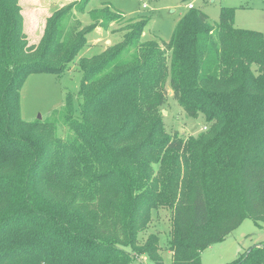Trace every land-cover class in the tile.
Returning a JSON list of instances; mask_svg holds the SVG:
<instances>
[{"label": "trees", "instance_id": "trees-1", "mask_svg": "<svg viewBox=\"0 0 264 264\" xmlns=\"http://www.w3.org/2000/svg\"><path fill=\"white\" fill-rule=\"evenodd\" d=\"M89 1L55 10L35 49L19 0H0V264H165L160 234L143 238L162 208L173 264H202L244 219L264 224V33L236 27L232 7L216 25L191 7L164 45L143 40L149 20L136 21L91 65L80 60L77 104L68 95L48 119L24 120L28 76L64 73L114 20L108 4L83 30L63 26ZM167 82L206 130L166 132ZM227 264H264V242Z\"/></svg>", "mask_w": 264, "mask_h": 264}, {"label": "rangeland", "instance_id": "rangeland-1", "mask_svg": "<svg viewBox=\"0 0 264 264\" xmlns=\"http://www.w3.org/2000/svg\"><path fill=\"white\" fill-rule=\"evenodd\" d=\"M40 1L32 8L20 4L24 31L29 45L34 46L35 49L39 46L48 18L55 10L76 0ZM108 4L109 15L113 16L114 20L107 27L98 25L87 35L85 47L69 64L67 71L62 74L32 73L28 76L21 88V116L24 120L32 122L37 119H48L55 110L63 108L68 95H71L74 104H77L83 74L80 60L85 57L91 65L93 57L101 56L108 48L122 42L129 24L136 21L149 20L143 32V40L156 39L164 45L172 38L179 20L190 9V4L205 12L211 25L219 22L222 7H232L235 8L236 27L264 33V0H90L84 11H81L80 4H77L73 11L64 16L63 26L68 29L76 26L77 31L83 30L92 22L90 10H98ZM132 51L133 49L130 53L125 51L124 58L129 59ZM166 89L167 101L159 108L166 132L178 131L182 136L188 137L206 130L207 123L204 116L187 115L173 97L168 82ZM57 133L64 139H71L74 136L73 131L61 121L58 122ZM170 217V209H160L154 214L149 229L143 234L144 239L151 232L160 234V253L165 264H173V255L169 246ZM263 242L264 224L259 226L251 218H246L223 241L214 243L202 251V264L230 263L250 247ZM142 264L154 263L144 256Z\"/></svg>", "mask_w": 264, "mask_h": 264}, {"label": "crops", "instance_id": "crops-1", "mask_svg": "<svg viewBox=\"0 0 264 264\" xmlns=\"http://www.w3.org/2000/svg\"><path fill=\"white\" fill-rule=\"evenodd\" d=\"M20 4L23 6H28L29 8L34 7L35 5L39 4L41 1L40 0H19ZM35 1L37 3H35ZM73 2V1H72ZM58 3V2H57ZM91 15V14H90Z\"/></svg>", "mask_w": 264, "mask_h": 264}, {"label": "built area", "instance_id": "built-area-1", "mask_svg": "<svg viewBox=\"0 0 264 264\" xmlns=\"http://www.w3.org/2000/svg\"><path fill=\"white\" fill-rule=\"evenodd\" d=\"M193 6H194L193 4H190V5H189L190 8L193 7Z\"/></svg>", "mask_w": 264, "mask_h": 264}]
</instances>
